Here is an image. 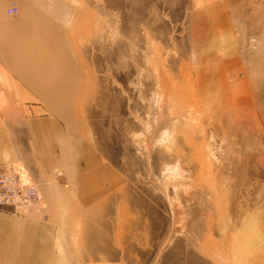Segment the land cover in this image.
Here are the masks:
<instances>
[{
    "label": "rangeland",
    "instance_id": "1",
    "mask_svg": "<svg viewBox=\"0 0 264 264\" xmlns=\"http://www.w3.org/2000/svg\"><path fill=\"white\" fill-rule=\"evenodd\" d=\"M68 13L58 97L35 99L68 153L13 161L41 205L0 211L39 223L58 264H264V0Z\"/></svg>",
    "mask_w": 264,
    "mask_h": 264
},
{
    "label": "crops",
    "instance_id": "2",
    "mask_svg": "<svg viewBox=\"0 0 264 264\" xmlns=\"http://www.w3.org/2000/svg\"><path fill=\"white\" fill-rule=\"evenodd\" d=\"M71 1L0 0V165L21 161L34 171L41 163L50 171L64 139L68 153V135L56 110L48 112L35 99L58 97V59L72 43L67 37ZM12 5L21 13H6ZM38 234L42 228L30 217L0 211V264H58V250L51 240L41 248Z\"/></svg>",
    "mask_w": 264,
    "mask_h": 264
},
{
    "label": "built area",
    "instance_id": "3",
    "mask_svg": "<svg viewBox=\"0 0 264 264\" xmlns=\"http://www.w3.org/2000/svg\"><path fill=\"white\" fill-rule=\"evenodd\" d=\"M18 12L15 5L6 9V13L10 15ZM23 172V168L15 162L0 165V208L19 212L20 209L41 205V196L36 185L32 181H25Z\"/></svg>",
    "mask_w": 264,
    "mask_h": 264
},
{
    "label": "bare ground",
    "instance_id": "4",
    "mask_svg": "<svg viewBox=\"0 0 264 264\" xmlns=\"http://www.w3.org/2000/svg\"><path fill=\"white\" fill-rule=\"evenodd\" d=\"M22 177H23V179H24L25 181H29V177H28L27 173L23 172V173H22ZM15 214H16V213H15Z\"/></svg>",
    "mask_w": 264,
    "mask_h": 264
}]
</instances>
